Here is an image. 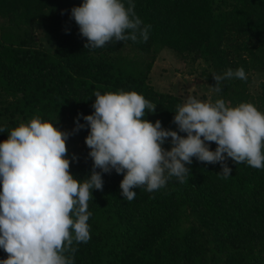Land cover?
Masks as SVG:
<instances>
[{
	"label": "trees",
	"instance_id": "obj_1",
	"mask_svg": "<svg viewBox=\"0 0 264 264\" xmlns=\"http://www.w3.org/2000/svg\"><path fill=\"white\" fill-rule=\"evenodd\" d=\"M81 2L0 0V19L7 21L0 26V93L12 97L0 110L5 129L0 141L35 116L62 131L68 120L73 129L74 120L86 125L82 116L94 111V92L119 90L142 94L156 105L145 119H158L163 128L185 136L173 122L183 97L150 82L164 48L178 53L190 69L199 64L212 86L213 76L243 67L247 78L219 81V93L229 106L250 102L264 111V83L256 96L249 90L252 73L264 68V0H134L135 14L150 25L148 40H113L87 49V38L70 16ZM36 30L50 47L36 44ZM126 47L145 57L124 56ZM73 129L66 155L69 171L82 180L92 171L84 142L88 128ZM207 143L215 150V142ZM225 163L231 168L227 178L218 175L219 162L193 157L183 182L171 177L152 192L134 188L131 201L120 195L123 173H103L102 189H94L88 201L90 239L74 240L75 252L64 254L74 264H264V168L231 158ZM7 255L0 249V259Z\"/></svg>",
	"mask_w": 264,
	"mask_h": 264
},
{
	"label": "clouds",
	"instance_id": "obj_2",
	"mask_svg": "<svg viewBox=\"0 0 264 264\" xmlns=\"http://www.w3.org/2000/svg\"><path fill=\"white\" fill-rule=\"evenodd\" d=\"M134 7V0H82L70 16L87 38L85 49L113 40L147 41L150 25L143 24ZM232 78L246 79L243 67L213 76L215 86L210 87L219 93V81ZM94 97V111L82 116L86 125L74 120L73 131L88 128L84 142L92 171L82 180L69 171L65 142L70 133L39 116L12 128L0 141V249L8 254L0 264H74L64 253L75 252L74 240L90 239L88 201L94 189H102L103 173H123L120 195L131 201L134 188L152 192L171 177L183 182L193 157L219 162L218 175L224 178L231 172L228 158L264 168V112L250 102L229 106L223 99L188 96L173 116L178 131L186 133L181 136L158 119L144 118L156 105L142 94L96 91ZM4 131L0 125V133ZM169 137L170 150H165ZM207 142H215V150Z\"/></svg>",
	"mask_w": 264,
	"mask_h": 264
},
{
	"label": "rangeland",
	"instance_id": "obj_3",
	"mask_svg": "<svg viewBox=\"0 0 264 264\" xmlns=\"http://www.w3.org/2000/svg\"><path fill=\"white\" fill-rule=\"evenodd\" d=\"M7 21L4 18L0 19V26L6 25ZM36 44H42L45 47H50L45 34L42 30H36L33 32ZM124 56L133 58L135 55L139 59L145 57L144 54L131 50L129 47L124 48ZM203 65V64H201ZM194 70V72H191ZM202 67L196 65L193 69L184 64L180 59V55L168 48H164L158 54L157 60L152 68L150 74L151 84L158 90L164 92H171L175 95L182 96L184 102L188 96H194L201 101L214 102L216 99H222V94L217 93L210 86L208 78L203 75ZM264 83V68H261L257 72L252 73V83L249 86L250 93L256 96L257 93H261V84ZM12 100V97L7 96L4 93H0V110ZM229 105V103H226ZM261 112L262 109L258 107ZM64 131L70 132L73 129L71 122L66 121Z\"/></svg>",
	"mask_w": 264,
	"mask_h": 264
}]
</instances>
